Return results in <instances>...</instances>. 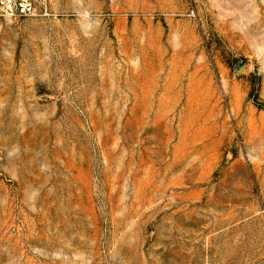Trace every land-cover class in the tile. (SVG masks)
<instances>
[{
  "label": "rangeland",
  "instance_id": "374dc122",
  "mask_svg": "<svg viewBox=\"0 0 264 264\" xmlns=\"http://www.w3.org/2000/svg\"><path fill=\"white\" fill-rule=\"evenodd\" d=\"M0 264H264V0L0 18Z\"/></svg>",
  "mask_w": 264,
  "mask_h": 264
},
{
  "label": "built area",
  "instance_id": "2783aa9c",
  "mask_svg": "<svg viewBox=\"0 0 264 264\" xmlns=\"http://www.w3.org/2000/svg\"><path fill=\"white\" fill-rule=\"evenodd\" d=\"M49 0H0V18L45 17Z\"/></svg>",
  "mask_w": 264,
  "mask_h": 264
}]
</instances>
